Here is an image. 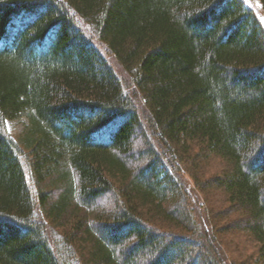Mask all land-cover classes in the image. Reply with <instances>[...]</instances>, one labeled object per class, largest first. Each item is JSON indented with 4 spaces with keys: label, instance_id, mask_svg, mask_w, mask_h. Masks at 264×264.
Instances as JSON below:
<instances>
[{
    "label": "trees",
    "instance_id": "obj_1",
    "mask_svg": "<svg viewBox=\"0 0 264 264\" xmlns=\"http://www.w3.org/2000/svg\"><path fill=\"white\" fill-rule=\"evenodd\" d=\"M0 264H264L251 5L0 0Z\"/></svg>",
    "mask_w": 264,
    "mask_h": 264
},
{
    "label": "rangeland",
    "instance_id": "obj_2",
    "mask_svg": "<svg viewBox=\"0 0 264 264\" xmlns=\"http://www.w3.org/2000/svg\"><path fill=\"white\" fill-rule=\"evenodd\" d=\"M245 1L247 4L251 5L254 8L261 22V17L264 16V12L261 10L259 0H245ZM119 76L122 80L125 91H127V93H129V95L133 97V100L135 101V103L139 106V108H141V105H143L140 100L141 98L137 94V92H132L133 85L129 77L126 74H124L121 70L119 71ZM5 124H6V128L9 134L15 138L17 137L19 133L23 131L25 126L28 124V121L26 117L21 116L19 118L7 120ZM180 177H181L183 186L185 187L186 196H188L190 199V201L186 200V203L189 209L191 210V214H192L193 221L195 222L196 230L198 232H201L202 231L201 220L207 222L206 212H204V209H203L204 205L202 203V197L196 190L192 180L186 175L185 172H181ZM230 249L232 248L230 247Z\"/></svg>",
    "mask_w": 264,
    "mask_h": 264
},
{
    "label": "water",
    "instance_id": "obj_3",
    "mask_svg": "<svg viewBox=\"0 0 264 264\" xmlns=\"http://www.w3.org/2000/svg\"><path fill=\"white\" fill-rule=\"evenodd\" d=\"M261 22L264 25V16L261 17Z\"/></svg>",
    "mask_w": 264,
    "mask_h": 264
}]
</instances>
